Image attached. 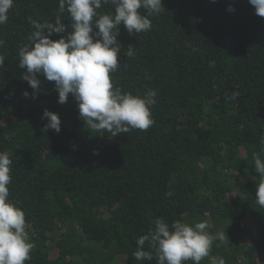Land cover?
Segmentation results:
<instances>
[{
    "label": "trees",
    "instance_id": "1",
    "mask_svg": "<svg viewBox=\"0 0 264 264\" xmlns=\"http://www.w3.org/2000/svg\"><path fill=\"white\" fill-rule=\"evenodd\" d=\"M162 3L150 31L119 26L114 87L139 96L155 89L157 102L151 127L116 137L85 125L71 94L58 103L54 81L40 75L32 98L21 79L28 17L54 23L59 0H14L0 25V151L13 161L9 199L24 211L35 243L25 264H156L154 252L152 261L133 253L158 217L208 222L216 239L200 264H264V208L256 203L252 159L264 157V17L249 0ZM61 20L71 31L67 11ZM130 44L134 57L126 56ZM233 91L239 96L226 100ZM45 109L59 115L58 134L45 131Z\"/></svg>",
    "mask_w": 264,
    "mask_h": 264
},
{
    "label": "clouds",
    "instance_id": "2",
    "mask_svg": "<svg viewBox=\"0 0 264 264\" xmlns=\"http://www.w3.org/2000/svg\"><path fill=\"white\" fill-rule=\"evenodd\" d=\"M109 3L114 6V12L98 11L102 4ZM249 3L256 15L264 17V0H249ZM13 5L14 0H0V25L7 23ZM164 10L162 0H59L54 23H40L28 17L32 31L28 43L18 50V67L25 70L21 79L34 90L32 98L40 90V75L54 81L57 102L66 103L71 94L77 102L79 118L101 134L107 132L116 137L131 129L146 131L154 123L151 109L157 102V90L134 95L114 87L111 74L121 66L118 62L121 44L117 39L121 23L129 34L148 32L152 28L150 17ZM65 11L71 18V31L61 20ZM227 11L235 9L229 5ZM54 35L59 38L53 39ZM4 44L0 39V47ZM135 55L134 45H128L126 56ZM4 66L5 56L0 55V67ZM209 67H214V61H209ZM22 95L28 98L30 93L24 90ZM238 96L239 92L233 91L225 99L235 100ZM41 118L47 121L45 131L57 134L61 131L57 113L45 109ZM252 159L254 171L259 174L256 203L264 208V157L253 153ZM12 163L10 154L0 151V264H25L31 259L35 243L28 238L24 211L9 199ZM207 229V221L189 224L176 220L169 224L164 217H158L154 227L136 240L134 258L152 261L154 252L156 264H184L189 260L200 264L216 239ZM224 238L221 234L220 239ZM146 243L151 251L145 250ZM218 264H225V260L220 258Z\"/></svg>",
    "mask_w": 264,
    "mask_h": 264
}]
</instances>
